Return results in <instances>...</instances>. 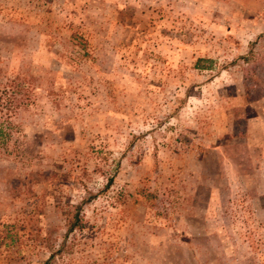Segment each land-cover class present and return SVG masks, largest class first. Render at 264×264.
I'll list each match as a JSON object with an SVG mask.
<instances>
[{
    "label": "rangeland",
    "instance_id": "1",
    "mask_svg": "<svg viewBox=\"0 0 264 264\" xmlns=\"http://www.w3.org/2000/svg\"><path fill=\"white\" fill-rule=\"evenodd\" d=\"M262 34L264 0H0V264H264Z\"/></svg>",
    "mask_w": 264,
    "mask_h": 264
},
{
    "label": "trees",
    "instance_id": "2",
    "mask_svg": "<svg viewBox=\"0 0 264 264\" xmlns=\"http://www.w3.org/2000/svg\"><path fill=\"white\" fill-rule=\"evenodd\" d=\"M259 37H264V34ZM70 209L64 213L67 218V223L70 229L72 228H81L83 224V218L80 214L81 205L69 204Z\"/></svg>",
    "mask_w": 264,
    "mask_h": 264
}]
</instances>
